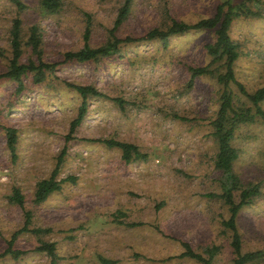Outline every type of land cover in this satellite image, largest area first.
I'll list each match as a JSON object with an SVG mask.
<instances>
[{"label": "rangeland", "instance_id": "rangeland-1", "mask_svg": "<svg viewBox=\"0 0 264 264\" xmlns=\"http://www.w3.org/2000/svg\"><path fill=\"white\" fill-rule=\"evenodd\" d=\"M22 1L23 33L36 23L42 58L58 63L43 81L24 76L20 91L13 79L0 77V253L22 225L23 209L30 211L28 227L50 230L18 233L12 247L22 253L1 255L0 264H102L100 257L116 260L113 264H203L177 256L182 241L203 256L205 247L215 245L209 264H231L230 231L221 224L229 215L228 204L206 194L220 192L222 178L213 165L216 141L209 122L220 85L208 74L187 85L188 66L208 61L204 44L213 40V30L173 35L166 46L130 41L108 56L63 62V51L81 47L87 16L90 46L107 38L123 0H61L54 12H42L39 0ZM219 1L130 0L115 33L142 35L170 17L193 22L210 16ZM244 1L259 13L235 18L228 33L239 49L235 76L252 91L264 83V0ZM16 10L9 0H0V71L6 67L8 26ZM29 57L23 46L21 60ZM63 81L91 84L125 102L119 107L109 98L88 96L80 123L65 141L80 98ZM230 87L234 102L253 111ZM260 105L264 108V100ZM5 126L16 130L14 157L5 144ZM96 138L131 142L145 158L124 161L119 148ZM230 142L237 150L232 169L241 184L257 183L259 189L235 216L240 251L262 250L258 260L246 264H264V124L257 116L238 123ZM63 145L59 189L36 202V183L49 175ZM13 188L22 195V206L9 198ZM39 241L54 243V259L34 250Z\"/></svg>", "mask_w": 264, "mask_h": 264}, {"label": "trees", "instance_id": "trees-1", "mask_svg": "<svg viewBox=\"0 0 264 264\" xmlns=\"http://www.w3.org/2000/svg\"><path fill=\"white\" fill-rule=\"evenodd\" d=\"M16 7L14 14L9 21L8 26V54L6 55V67L0 71V77L13 79L16 83L15 89L20 91L23 88L24 76L31 75L33 82L43 81L48 75L54 72L57 61H45L42 58L41 35L36 23H31L26 32L22 31V19L20 12L26 8V4L22 0H9ZM61 0H39L38 6L42 12H54L60 6ZM130 0H123L118 6L115 17L108 29L107 38L97 46H90L89 39V19L86 17L82 31V45L75 50H65L62 52L61 61H86L94 60L99 57L108 56L117 51L119 44L130 41L153 40L162 46H166L171 36L198 29H212L213 40L204 44V49L208 55V61L203 65L188 66L189 76L187 85H191L196 76L208 74L212 76L220 85L217 96L216 109L210 119L211 134L216 141V151L214 154L213 165L221 170L220 192H208L209 196L220 197L228 204L229 215L221 221V224L230 231L229 244L232 247L234 256L231 264H246L250 261L258 260L262 255V250L255 249L249 251H240V236L235 225V216L238 209L249 202L253 195L259 191L257 183L243 185L238 175L232 169V162L237 157V150L231 144L230 139L238 123L252 121L257 116L264 124V108L260 103L264 100V83L252 91L246 89L244 84L239 81L234 72V63L239 56L237 43L233 41L228 33L230 23L240 16L258 15L259 11L250 8L244 0L232 2V0H221L216 3L214 11L210 16L201 17L193 22H186L170 17L169 22L163 26H153L145 31L142 35L119 37L115 30L121 21L129 12ZM23 46L28 47L33 57L21 60ZM0 55H3L0 49ZM63 84L71 88L80 98L77 105L75 115L69 120L67 132L64 135L65 141L71 137L76 126L80 123L86 111V98L88 96L105 97L114 101L119 107H123L124 100L121 97H110L91 84H82L70 81H63ZM233 84L239 94L248 100L253 107L251 111L249 106L237 104L234 102L233 90L230 85ZM251 111V112H250ZM177 116V115H176ZM180 119H186L183 116H177ZM5 144L12 157H14L16 130L12 126L4 127ZM94 140L101 141L108 146H115L120 149L121 156L124 161H128L131 157L145 158L136 145L131 142L116 140L113 138ZM66 147L63 145L55 157L53 168L49 175L40 179L36 183L34 190V201L40 202L46 198L48 193L59 189L60 181L56 179L59 164L65 153ZM238 190V199H233V190ZM11 200L22 206V195L17 188H13L9 197ZM158 204V203H157ZM156 204V206H157ZM122 214L121 211H117ZM22 225L11 233V237L7 239V246L0 253L1 255L9 254L16 258L22 253V250L13 248L12 243L15 236L22 231H29L35 234L43 231H49V227H28L30 222V211L23 209ZM138 222H127V225H135ZM183 250L177 256H188L203 264H209L214 252L218 249L215 245L204 248L206 256L202 253L194 251L188 243L181 242ZM36 251L46 252L51 259H54V243L52 241H39L34 247ZM102 264H113L116 260L100 257Z\"/></svg>", "mask_w": 264, "mask_h": 264}]
</instances>
